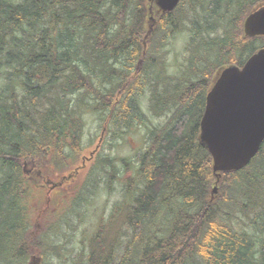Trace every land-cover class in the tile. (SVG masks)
Masks as SVG:
<instances>
[{"label": "trees", "instance_id": "obj_1", "mask_svg": "<svg viewBox=\"0 0 264 264\" xmlns=\"http://www.w3.org/2000/svg\"><path fill=\"white\" fill-rule=\"evenodd\" d=\"M262 2L182 0L162 16L155 29L163 35L160 47L183 30L191 35L178 78L158 74L150 45L143 57L145 0H0V163L10 171L0 187V264H27L33 250L60 255L57 243L44 249L29 235L23 199L32 189L23 165L45 160L55 171L80 160L86 111L104 115L113 140L143 126L147 135L136 159L98 162L118 181L121 164L141 184L129 190L136 192L129 208H116L127 212L126 244L125 233L115 237L116 224L107 237L101 231L93 238L96 250L77 264H264V238L235 228L242 216L264 234V145L250 166L224 174L221 197L212 203V159L198 140L215 70L241 67L264 47V39L245 38L242 30ZM147 91L155 115L172 111L162 128L147 125L141 106Z\"/></svg>", "mask_w": 264, "mask_h": 264}, {"label": "rangeland", "instance_id": "obj_2", "mask_svg": "<svg viewBox=\"0 0 264 264\" xmlns=\"http://www.w3.org/2000/svg\"><path fill=\"white\" fill-rule=\"evenodd\" d=\"M186 8H190V5H186ZM159 32L160 31L155 30L153 38L156 36V39L153 40L152 38V49L158 50V60L156 61V63L160 65L158 74L163 75L166 72V76L168 74L172 77L179 78L184 74L187 65L189 54L186 48L190 42L191 35L188 30H183L168 38L164 42V46L160 47L163 35ZM213 37L215 36L211 38ZM207 40H210V38L207 37ZM171 90L173 89L171 88ZM151 98L152 92L147 91L141 100L143 111L148 117L147 125L151 129L162 128L170 119L172 111H167L160 116L155 115L151 111ZM69 99L75 100L74 97H69ZM103 117L104 115L100 113H90L89 111L84 113L83 156L89 157L90 153L95 150L103 131ZM145 128L146 127L143 126L141 128L124 131L121 137L118 136L116 140L112 139V134L105 133L104 142L96 158L92 162H88L87 167L80 172L79 176L75 177L73 180H66L61 187L60 194H56L57 198L61 199V201H68L72 196H76L75 203L71 204V201L69 202L67 211L62 215L59 221V223L62 221V223H60L61 225L53 232L52 240H49L51 242H49L50 244L57 243L60 255L49 256V259H46L44 256L43 261L32 258V262L30 259L27 261V264H77L80 259L83 263L87 259V255L96 250L97 246L92 244V239L99 232L103 219L106 220L120 204L124 203L125 206L129 208L134 201L131 194L136 196L135 191L129 194V190H131V188L137 190L141 187L137 178L132 177L133 174L124 170L121 164H116L117 174L115 177H120V181H118V179L112 177L115 170H111L110 172L109 169L110 174L108 173L107 175L105 169H102L98 162L101 158L106 156L117 160L129 159L137 156V154L145 148L144 146L142 147L143 138L145 141L147 135V130H145ZM134 159H136V157ZM66 161L69 162H66L65 167L60 168L57 166L59 169L55 171L53 170L54 168L49 170L45 160L40 164L39 162L37 163L41 167H44V171L42 170V172L45 175H50L52 180L60 182L62 178L70 177V175H72L71 171L81 164V161L77 159L74 161ZM31 162L32 161L26 163ZM94 167L96 169L92 172ZM96 172L98 173L97 177ZM9 175L10 171L4 168L0 163V187ZM220 197L221 196H219V198ZM129 198H131V200H129ZM25 199H23V201L27 208L28 219L31 222V219L33 221L38 214L36 212L38 206L36 205L35 192L33 189ZM125 214H127V212H125ZM157 214L161 215L162 213L159 211ZM241 219L243 223H240L239 226L236 225V230L248 233L251 236H256L257 239L264 238V234L257 233L247 226V219L242 216ZM44 221L45 219H41L42 223ZM124 221L125 226L121 233H125L126 235L117 233V230L116 233L119 238L125 235L126 240L123 237L122 241L124 240L126 244L127 234H130V229L127 225L126 217ZM44 229L45 228H41V232L44 231ZM3 232L4 231L0 229V235L3 234ZM33 251L31 253H33ZM32 256L37 259L41 257L37 250Z\"/></svg>", "mask_w": 264, "mask_h": 264}, {"label": "water", "instance_id": "obj_3", "mask_svg": "<svg viewBox=\"0 0 264 264\" xmlns=\"http://www.w3.org/2000/svg\"><path fill=\"white\" fill-rule=\"evenodd\" d=\"M180 1L145 0L151 24L148 34ZM243 33L245 38H264V2L250 11L244 20ZM198 140L212 159L215 181L211 198L214 200L220 193L224 174L250 166L264 144V48L251 56L242 68L225 65L214 73ZM98 149L99 146L95 152Z\"/></svg>", "mask_w": 264, "mask_h": 264}, {"label": "flooded vegetation", "instance_id": "obj_4", "mask_svg": "<svg viewBox=\"0 0 264 264\" xmlns=\"http://www.w3.org/2000/svg\"><path fill=\"white\" fill-rule=\"evenodd\" d=\"M152 51H154L155 55L151 59L157 61L158 50L152 49ZM147 58L148 57H146V59ZM87 161L88 160L86 159V163ZM39 168V164L35 162H31L27 164L25 168H23V171L25 173L24 179L29 183V187L33 188L35 192L36 205L38 206V209L36 211L38 214L35 216L36 218H34L35 221L33 219V222L31 219L30 222L28 218H26V221L29 220V224L32 225V231L29 233V235L34 236V239L38 237L36 235H39L40 241L46 249V247H49L50 245L48 242H50L49 240H52L53 232L55 231V229H57V227L61 225L60 223H62V221L60 223L59 221L61 220L62 215L67 211L69 202L71 201V204H73L76 201V198H74L73 196L69 198L68 201H61V199L57 198L56 194H60L63 183L68 179L73 180L75 177H77L81 169L76 168V171H74V169V172H71L72 175H70V177L62 178L59 182L52 180L50 175H45ZM27 216L28 215H25V217ZM124 216L125 213L123 212V210L116 211L115 209L109 216V218L107 220H104V223L101 227L103 229L102 231H104V238L109 235L108 232L110 231V228L116 226V224V228H118L116 229L118 232H116L121 234V230L125 226ZM41 219H45V221L42 223ZM41 228H45L44 231L41 232ZM116 232L115 237L119 238ZM105 240L106 242L109 241L108 239ZM122 247L123 246L121 245L119 246V251L121 254L124 253ZM34 256L30 257L31 262L32 258L35 260H42L41 258L37 259Z\"/></svg>", "mask_w": 264, "mask_h": 264}]
</instances>
